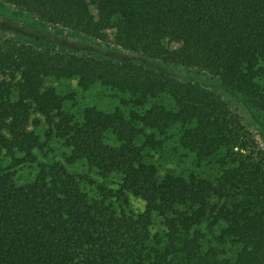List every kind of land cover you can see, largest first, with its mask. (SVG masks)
Instances as JSON below:
<instances>
[{"label":"trees","instance_id":"trees-1","mask_svg":"<svg viewBox=\"0 0 264 264\" xmlns=\"http://www.w3.org/2000/svg\"><path fill=\"white\" fill-rule=\"evenodd\" d=\"M1 1L59 36L141 60L0 39V264H264V147L215 91L168 70L216 78L264 118V0ZM49 79L107 87L136 111L76 118ZM174 129L180 169L166 157ZM41 136L69 150L65 164L116 187L94 190L64 164L39 162ZM25 164L36 177L17 184L10 170Z\"/></svg>","mask_w":264,"mask_h":264},{"label":"rangeland","instance_id":"rangeland-1","mask_svg":"<svg viewBox=\"0 0 264 264\" xmlns=\"http://www.w3.org/2000/svg\"><path fill=\"white\" fill-rule=\"evenodd\" d=\"M60 28L39 24L30 15L21 13L13 6L8 5L0 0V39L13 38L20 42H51L57 48L63 47L70 51H80L95 56L105 57L113 60H132L140 59L136 55H131L124 51L107 47L99 42L88 41L81 38L69 37L68 33L65 36L57 35ZM41 34H49L44 37ZM68 35V36H67ZM141 60V59H140ZM168 70L181 81H191L199 83L212 91H215L227 104L228 108L237 114L243 125L252 133L258 145L264 147V118L251 107H248L243 99L235 93L225 90L220 82L203 72L195 69L184 68L181 66H169ZM48 86L55 89L64 99L63 109L65 112L79 118L81 112L87 108H94L105 113H111L115 110L128 114L131 111H136L129 104V98L126 94L116 92L104 86L96 85L88 91H80L73 79H49L46 81ZM169 106V101H162ZM34 120L40 123L38 126H32ZM39 116H32L30 129L42 134L44 127ZM177 129L168 133L166 147L168 153V165L174 164L176 168H183L185 163L182 161L177 164L178 152L175 141L177 140ZM42 137V148L36 152L38 161L44 162H60L64 164L67 170L74 175L82 177L85 181L90 182V188L103 186L106 188H115L118 183L117 177H108L103 179L98 176L94 170H91L85 163L77 162L71 165L65 164L66 158L69 156V150L62 146L61 143L52 140L47 141ZM178 159V160H177ZM188 162V161H187ZM3 167L10 168L9 162H4ZM14 174V180L17 184H27L32 182L37 174L38 168L36 164L20 165L10 170ZM89 189V187H87ZM129 208L135 213H141L144 209L143 203L135 198H129ZM152 235L161 233L160 230L154 228L151 231ZM226 257L232 258L236 250L229 247L225 248Z\"/></svg>","mask_w":264,"mask_h":264}]
</instances>
